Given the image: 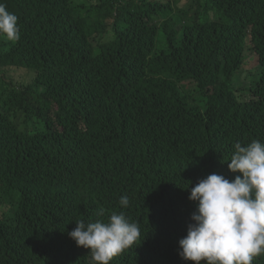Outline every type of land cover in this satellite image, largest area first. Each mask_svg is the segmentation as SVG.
Listing matches in <instances>:
<instances>
[{"label":"trees","instance_id":"1","mask_svg":"<svg viewBox=\"0 0 264 264\" xmlns=\"http://www.w3.org/2000/svg\"><path fill=\"white\" fill-rule=\"evenodd\" d=\"M0 3L20 30L0 38V264H91L67 232L121 211L141 241L110 264H194L178 255L185 188L241 175L234 143L264 140V0ZM250 51L258 69L236 82Z\"/></svg>","mask_w":264,"mask_h":264},{"label":"clouds","instance_id":"2","mask_svg":"<svg viewBox=\"0 0 264 264\" xmlns=\"http://www.w3.org/2000/svg\"><path fill=\"white\" fill-rule=\"evenodd\" d=\"M17 21V16L0 3V38L18 41ZM228 161V169L241 175L230 181L212 173L185 188L196 207L186 235L178 240V255L184 261L253 264L256 257L264 255V140L235 142ZM118 203L127 207L129 198L121 196ZM97 215L103 216V209ZM67 235L76 246L83 247L81 251L91 264H110L141 241L138 224L123 211L112 212L107 222L76 220Z\"/></svg>","mask_w":264,"mask_h":264},{"label":"rangeland","instance_id":"3","mask_svg":"<svg viewBox=\"0 0 264 264\" xmlns=\"http://www.w3.org/2000/svg\"><path fill=\"white\" fill-rule=\"evenodd\" d=\"M74 1L79 3L82 0H74ZM165 16L170 17L173 20L174 27L177 29L178 35H180L181 29L179 28L178 24L176 23V15L168 12V13H166ZM201 16L203 18L204 14L201 13ZM209 16L211 18L215 17L214 12H212V11L209 12ZM162 19L163 18L161 16L153 17V21H155L156 23H159ZM215 19L227 21L225 16H223L222 13H218V12H216ZM106 24L108 26L109 31L106 34L107 37H105L103 39V42H107V40L114 38V30L112 28V25L110 24L109 21L106 22ZM99 39L102 40V38H99ZM165 47H166V45H165V42L163 39L162 30L158 29V31L156 33L155 51L158 52V51L164 50ZM249 58H250V60H248V62H247L246 70L241 74V76L236 80V82H239V81L246 82L248 76L257 71L258 64H259V59H258L257 54L256 53L254 54L252 51H250ZM5 79H6L7 83H10V84L15 85V86H19L23 82L22 73L19 70L10 69V68H8L6 73H5ZM31 80L32 79H29L28 82H31ZM0 215H1V210H0ZM89 255L91 256V253H89Z\"/></svg>","mask_w":264,"mask_h":264}]
</instances>
